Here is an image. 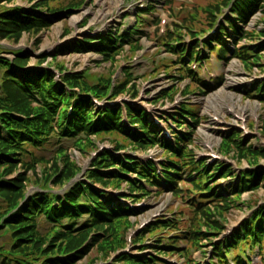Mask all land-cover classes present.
<instances>
[{"label": "trees", "instance_id": "16d2710c", "mask_svg": "<svg viewBox=\"0 0 264 264\" xmlns=\"http://www.w3.org/2000/svg\"><path fill=\"white\" fill-rule=\"evenodd\" d=\"M12 1L0 0V4ZM24 1L28 7L0 5V41L4 38L17 40L20 32H36L57 20L59 10H50L48 0ZM223 8L228 9L229 13L219 22ZM148 9L152 10L153 6ZM257 12L264 15V0H218L206 11L207 30L188 31L190 45L181 42L182 35L162 44L164 50L175 57L173 64L178 67V77L189 78L207 91L213 89L189 68L192 63H207L211 54L222 61L235 57L246 66L260 67L255 61L260 59V53L264 51V32L256 31V40L261 38L256 44L238 46L243 39L253 35L248 34L245 27ZM217 24L215 34L204 39V35ZM136 26L137 23L122 35L110 33L69 42L57 48L53 56L64 52H93L108 60L124 44L134 42L132 35L140 32ZM28 59L27 52L9 50L0 45V238L7 237V245L0 246V264H75L101 239V232L105 228L111 229L113 225L138 213L122 204L118 197L111 196L106 188L120 191L124 183L127 190L122 196L134 203L135 196L146 195L151 187L160 191L165 185L169 186L167 192L178 193L176 185L178 182L185 183L184 176L189 180L187 184L191 189L190 194L198 197L197 202L186 198L188 204L195 215L200 213L205 225L207 218L215 232L195 230V224L192 230L181 231L177 226L178 219L170 223L156 220L143 233L152 234L159 229H171L173 233L171 236L158 235L153 239V254H145L149 247L136 241L140 245L141 254H125L116 257L110 264H168L163 261L162 255H178L183 259L181 264H195L189 259L190 251L179 249L178 242L184 240L197 244L211 235L216 239L224 228L218 224L221 220L211 221L208 212L201 210L206 207L219 210L220 206L231 199L240 198L243 192L264 189V167L258 163H248L249 168L238 174L231 166L221 162L208 164L205 160L197 159L189 145L193 143L198 116L197 111L186 104L180 105L177 111L168 116L169 121L179 130L185 127L183 132L170 129L173 139L169 141L160 135L157 126L147 118L143 109L125 104L127 119L133 126L131 129L122 121L119 106L95 107L93 100L112 101L128 82L113 86L110 81L88 84L84 81L83 73L74 75L62 70H59L60 76L56 80L49 67H43L41 62L37 61V64L28 67ZM220 79L214 81L213 87L220 84ZM250 92L247 96L264 104L263 81L255 84ZM103 133L117 134L127 144L141 151L157 146L164 154V161L160 164L161 175L156 173L151 161L143 162L120 154L123 144L112 140L114 152L100 151L92 160L84 179L74 182L62 195L44 186H37L38 192L28 196L25 191H21L19 178L8 177L20 167L24 171L33 169L34 164L41 160L29 148L39 150L54 140L59 144L56 155L65 150L62 141H71L73 145L82 139L92 142L91 136ZM81 135L83 138L79 137ZM222 142L226 151L237 149L251 156L261 153L259 156L264 159V151L244 146L240 133L233 132ZM28 155H31V160L26 159ZM66 169L52 183H71L77 173L69 166ZM131 174H134V178L129 177ZM220 180L226 181L225 187L218 184ZM94 182L101 184L100 189L93 187ZM83 218L84 222L78 225V220ZM92 230L96 232L93 239L90 235ZM213 237L208 239V243L213 250V259L218 264H228L226 256L231 251L234 264H250L248 255L255 246L263 260L264 205L253 211L231 236L219 242H214ZM243 247H247L246 250Z\"/></svg>", "mask_w": 264, "mask_h": 264}, {"label": "rangeland", "instance_id": "374dc122", "mask_svg": "<svg viewBox=\"0 0 264 264\" xmlns=\"http://www.w3.org/2000/svg\"><path fill=\"white\" fill-rule=\"evenodd\" d=\"M217 2L218 0H48L47 5L50 10H59L56 21L53 20L49 27L36 32L32 30L20 32L17 40L4 38L0 41V45L9 50L27 52L28 67L37 64L38 61L43 67H49L54 75L59 70L74 75L83 73L84 81L88 84L110 81L113 86L128 82L119 93V98L130 100V96H134L133 102L145 109L149 118H156L161 129L168 126L163 118L177 111L179 105L186 104L197 110L198 123L194 129L193 143L189 148L199 160L213 164L216 162L215 159H219V162L231 166L237 172L246 169L248 163L252 161L264 167V159L259 156L261 153L251 156L237 149L226 151L222 147L224 142L222 139L237 132L242 134L244 146H252L256 150L264 151V104L247 96L255 84L264 82V51L260 53V59L255 61L260 67L246 66L235 57L222 61L214 54H211L207 63H202L200 66L196 63L192 64L189 68L200 80L213 88L207 91L189 78L178 77L176 69L178 67L173 64L175 57L167 53L162 45L170 38L174 40L179 35H182L180 38L182 43L186 46L190 45L188 31L207 30L206 11ZM0 5L28 7L24 0H13ZM150 5H153V10L147 8ZM225 14L227 15V10L223 11L222 16L220 15L221 20ZM136 21L141 31L132 35L134 42L129 45L124 44L108 60L95 53L64 52L53 56L57 48L69 42L84 37L97 38L107 33L125 31L127 28H133ZM246 30L249 31L248 34L253 35L243 39L239 43L240 47L261 40V38L256 40L258 37L256 31L264 32L263 13L253 14ZM211 35L213 34L204 35V39H208ZM4 56L12 58L9 54ZM219 78L221 81L217 87L209 84ZM184 128L182 131L185 130ZM79 137L83 138L82 135ZM91 140L92 142L82 139L74 145L71 141H62L65 150L56 155L55 151L59 144L54 140H51L50 145L42 146L39 150L29 148L41 160L34 164L33 169L24 171L20 167L8 177L19 178L22 184L21 191H25L28 196L38 192L37 186H44L53 193H64L68 185L65 182L54 184L53 179L56 176L60 178L69 166L77 173L75 179L81 180L99 151L102 149L111 151L112 140L123 144L124 154L137 156L141 160L152 158L155 163L164 161V154L158 147L145 151L137 150L117 134L103 133L91 137ZM242 154L245 157H241ZM26 159L31 160V155ZM131 178H134V174ZM184 179L185 183L178 182L176 185L179 189L178 193L167 192L169 186L163 185L160 191L151 187L146 195L135 196L136 201L129 205L138 212L136 216H130L128 220L113 225L111 229L105 228V231L101 232L103 234L101 239L75 264H110L116 257L125 254L135 255L141 244L149 247L145 250L146 253L153 254L152 244L155 243L153 239L158 235L173 233L171 229H159L152 234L143 233L148 225L156 220L170 223L178 219L177 226L181 231L192 230L195 224V230L215 232L212 231L207 218L205 225L200 213L195 215L188 204L186 198L191 202H197L198 197L190 194L191 189L187 184L189 180L186 176ZM220 182L225 184L224 181ZM93 186L100 188L101 184L94 182ZM106 190L116 192V189L110 187ZM119 190L120 193L126 194V185L121 184ZM263 204L264 189L258 188L243 192L240 198L231 199L227 204L220 206L219 210L206 207L201 211L208 212L211 221L221 220L218 224L223 225L224 228L216 239L223 240L248 219L251 210ZM84 220L85 218L78 220V225ZM95 233L91 231L92 239ZM153 236L155 237L152 238ZM212 237V235L208 236L206 240H201L197 244L180 240L178 246L179 249L190 251L189 259L196 264H215L214 261L211 262L212 251L208 243V239ZM6 238H0V246L7 245ZM92 239L90 238V241ZM136 241L142 243L139 245ZM253 253L250 255L251 264H261L256 250ZM162 257L165 258L166 263L183 262L182 257L178 255H162ZM228 262L231 264L230 259Z\"/></svg>", "mask_w": 264, "mask_h": 264}]
</instances>
